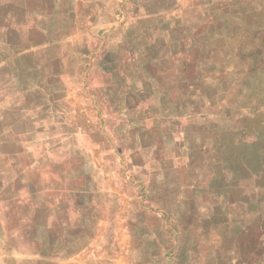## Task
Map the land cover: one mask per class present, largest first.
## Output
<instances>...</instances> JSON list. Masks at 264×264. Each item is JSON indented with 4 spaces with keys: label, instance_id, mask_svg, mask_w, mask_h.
<instances>
[{
    "label": "rangeland",
    "instance_id": "374dc122",
    "mask_svg": "<svg viewBox=\"0 0 264 264\" xmlns=\"http://www.w3.org/2000/svg\"><path fill=\"white\" fill-rule=\"evenodd\" d=\"M72 8L71 46L87 57L71 58L70 74L55 78L51 94L65 99L64 125L53 135L69 138L49 140L62 151L39 158L38 176L26 172V181L55 180L32 189L35 202H20L22 188L0 178V264H62V229L72 230L71 253L78 229L93 231V219L85 224L75 210L94 215L95 191L105 199L146 190L155 200L167 195L164 223L147 214L168 234V261L157 264H264V0H87ZM228 157L232 170L251 173L244 185H227ZM58 165L68 170V186ZM84 171L105 184L77 192ZM32 190L23 188L24 198ZM79 194L86 202L78 204ZM48 197L69 201L55 202L54 219ZM48 226L58 230L52 253Z\"/></svg>",
    "mask_w": 264,
    "mask_h": 264
},
{
    "label": "crops",
    "instance_id": "0c3cea01",
    "mask_svg": "<svg viewBox=\"0 0 264 264\" xmlns=\"http://www.w3.org/2000/svg\"><path fill=\"white\" fill-rule=\"evenodd\" d=\"M86 1L0 0V159L2 158L0 178L7 180L6 186L21 187L22 189L29 187L31 190L35 188L36 192V188L39 186L47 185L48 188H51L55 185V180L51 182L49 180L47 184L37 178L26 181L29 179L26 172L34 173L36 171L34 175L38 176L39 158L43 160L51 157L53 159L57 151H62V149L53 148L52 141L49 140L69 138V134H65L63 131L53 135L59 130L54 131L58 128L57 126L64 125L65 112L64 108L61 109L62 111L60 110V106H64L65 99L55 100L51 94L57 91L54 84L55 78L62 74H70L68 68H70L71 58L87 57V53H81L76 46H73L74 49L71 46V42H73L72 14H77L72 8V3ZM75 21L76 28L87 27L85 24H80L78 20ZM209 23L211 22L208 21L206 26H209ZM255 25L257 24L255 23ZM83 29L81 31L86 30ZM60 48L61 52H57ZM256 52L251 54H258L259 51ZM56 67H59L60 71H55ZM59 89L62 90L63 87ZM36 94L41 95L39 101L35 100ZM56 106L58 109L55 110ZM21 117L25 118V123L28 124L24 129L18 130L16 125L20 123ZM22 124H24L23 121ZM230 160L231 158L228 157L222 165V171L224 170L229 177L226 178L227 185H241L242 182L244 185L251 173L242 172L238 167L232 170ZM52 162L54 161L52 160ZM58 171L61 183L65 185L66 182L68 186L69 179H63L64 173L68 172L65 165L62 167L58 165ZM19 172H21V178L6 177L11 173H15L17 176ZM262 175L264 176V174ZM134 183L139 185L138 187H143L145 180L137 179ZM88 184L103 185L105 182L100 179H88L84 171L81 175L79 174V179L76 182L77 192L81 188L86 191L85 188ZM165 185L166 183H164ZM22 189H17L21 193L20 202H35L33 200L34 191H31L28 198H24L26 191L23 192ZM94 193H97L94 196L97 204L94 215L87 216L80 208L75 210L77 217L83 219L85 224L88 220L93 219V231L86 232V228H79L78 232L82 237H80L79 245L75 248L74 253H71L72 230L69 227L62 229V241L65 244V249L61 256H57V258H62V264H157L168 261L167 245L165 244L168 234L161 226L155 225L150 220L155 215L153 216V219H157L155 222L164 223L159 213H161V205L167 202L166 192H162V198L159 197L158 200L151 199L148 190L145 193L140 192L139 195L123 191L119 194L113 191L105 199L98 195V191ZM67 195L69 198L70 195ZM75 197L78 204L86 202L87 199V196L82 194ZM55 202L57 204L69 203L68 200L60 201L57 198L55 201L54 197H48L47 204L50 205L47 210V218H55ZM141 203H146L148 206L145 207ZM51 205H54L52 210ZM66 211H71V209L67 207ZM150 211L153 215L148 217L147 214ZM192 212L193 210H191ZM32 217H36L35 214ZM63 217L66 218L67 215L63 214ZM137 219L140 221L134 222ZM45 231L51 242L50 253H52L55 242L59 240L54 237L58 230L48 226ZM109 234L112 235L111 250L108 249V243L105 240ZM31 244L37 247V251L41 248L38 239L34 242L32 240ZM193 251L191 248V252ZM35 254L41 258L38 252ZM52 257L55 258V255H50V260L54 261ZM186 264H215V262H189Z\"/></svg>",
    "mask_w": 264,
    "mask_h": 264
}]
</instances>
